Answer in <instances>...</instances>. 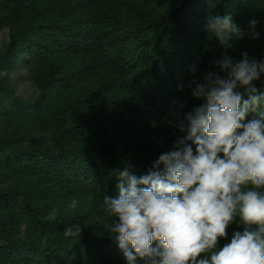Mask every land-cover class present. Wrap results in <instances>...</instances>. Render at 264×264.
<instances>
[{
	"label": "trees",
	"instance_id": "obj_1",
	"mask_svg": "<svg viewBox=\"0 0 264 264\" xmlns=\"http://www.w3.org/2000/svg\"><path fill=\"white\" fill-rule=\"evenodd\" d=\"M217 15L244 38L229 47L206 31ZM1 29L0 264H127L104 196H118L117 172L148 174L187 135L185 113L203 103L192 88L214 61H264V0H0ZM254 84L264 93V75ZM74 225L80 236L66 237Z\"/></svg>",
	"mask_w": 264,
	"mask_h": 264
},
{
	"label": "clouds",
	"instance_id": "obj_2",
	"mask_svg": "<svg viewBox=\"0 0 264 264\" xmlns=\"http://www.w3.org/2000/svg\"><path fill=\"white\" fill-rule=\"evenodd\" d=\"M256 24L248 26L253 39ZM206 31L229 47L231 37L245 36L230 15L211 17ZM241 57L224 55L214 61L219 71L195 84L192 96L203 103L185 113L187 135L160 154L153 170L116 173L118 196H104L103 205L127 264H264V93L254 84L264 61ZM250 113L259 118L245 122ZM237 216L242 230L220 247ZM80 233L78 225L64 230L66 237Z\"/></svg>",
	"mask_w": 264,
	"mask_h": 264
},
{
	"label": "rangeland",
	"instance_id": "obj_3",
	"mask_svg": "<svg viewBox=\"0 0 264 264\" xmlns=\"http://www.w3.org/2000/svg\"><path fill=\"white\" fill-rule=\"evenodd\" d=\"M7 39V29L0 30V49L3 47ZM11 78L17 88V92L21 97H26L33 91V83L29 72L25 69L18 68L11 73Z\"/></svg>",
	"mask_w": 264,
	"mask_h": 264
}]
</instances>
